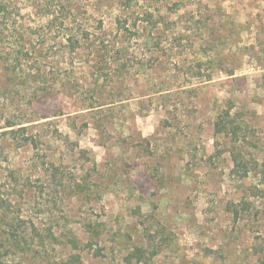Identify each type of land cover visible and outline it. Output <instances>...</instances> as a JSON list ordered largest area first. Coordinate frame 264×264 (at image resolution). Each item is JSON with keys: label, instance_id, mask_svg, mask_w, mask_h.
Returning a JSON list of instances; mask_svg holds the SVG:
<instances>
[{"label": "rangeland", "instance_id": "1", "mask_svg": "<svg viewBox=\"0 0 264 264\" xmlns=\"http://www.w3.org/2000/svg\"><path fill=\"white\" fill-rule=\"evenodd\" d=\"M143 5L174 12L160 43L131 26L114 50L110 0L90 9L100 56L0 36V264H264V0Z\"/></svg>", "mask_w": 264, "mask_h": 264}, {"label": "trees", "instance_id": "2", "mask_svg": "<svg viewBox=\"0 0 264 264\" xmlns=\"http://www.w3.org/2000/svg\"><path fill=\"white\" fill-rule=\"evenodd\" d=\"M101 1L105 0H0V36H5V33L12 35L18 32L22 38L30 35V31L40 29L47 36H57L64 55H79V50L88 49L90 54L100 56L107 40L90 27L89 21L92 16L90 9ZM144 1L148 0H110V3L116 4L119 10L115 23L120 36L113 42L114 50L120 48L123 50L124 43L127 38L130 39L129 34L132 31L139 35L148 27L149 33L158 36L154 39H158L157 43H160L161 35L165 34L164 27H169V24L173 25L176 22L172 14L174 12H168L162 6L152 8L143 5ZM178 10H175V13ZM19 47L15 45L12 50L15 59L3 58L6 65H12L14 68L17 65H23L25 56L21 53L23 47ZM37 62L38 59H34V63ZM40 70L45 71L38 66L36 71ZM239 129L238 122L229 111L218 114L215 121L216 132L224 133L236 144L240 140ZM12 131L19 132L26 144H31L33 147L38 146L36 138L28 134L27 126H21ZM231 153L236 169L247 175L251 168L241 151L234 149Z\"/></svg>", "mask_w": 264, "mask_h": 264}]
</instances>
